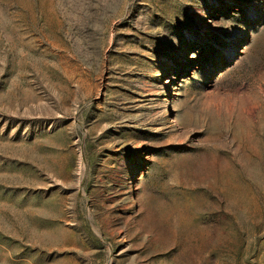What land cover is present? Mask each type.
I'll return each mask as SVG.
<instances>
[{
  "label": "rangeland",
  "instance_id": "1",
  "mask_svg": "<svg viewBox=\"0 0 264 264\" xmlns=\"http://www.w3.org/2000/svg\"><path fill=\"white\" fill-rule=\"evenodd\" d=\"M0 264H264V0H0Z\"/></svg>",
  "mask_w": 264,
  "mask_h": 264
}]
</instances>
